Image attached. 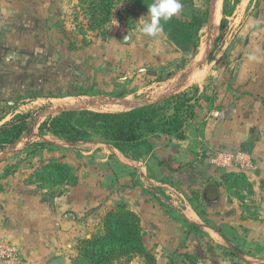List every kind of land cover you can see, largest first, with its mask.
<instances>
[{
	"label": "crops",
	"instance_id": "obj_1",
	"mask_svg": "<svg viewBox=\"0 0 264 264\" xmlns=\"http://www.w3.org/2000/svg\"><path fill=\"white\" fill-rule=\"evenodd\" d=\"M72 1L0 0V104L47 89L53 78L58 92L50 89L41 94L43 98L62 99L57 97L60 92L74 97L68 88L83 86L86 81L79 78L89 69L94 72L95 96L102 95L110 46L104 43L99 51L94 42L70 48L58 26ZM223 1L220 19H216L220 8L212 3L209 25L221 22ZM225 17L230 19L229 31L213 61L221 64L210 66L206 77L199 71L203 80L196 82L200 93L208 95V79L213 76L212 94L200 97V109L185 126L184 138L153 134L139 154L110 144L73 145L62 140L52 146L63 147L62 153L48 160L45 154L41 160V152L49 150L39 148L38 165L62 161L76 177L52 188L4 169L32 135L26 138L24 132L0 150V240L20 248L23 264H48L68 251L75 254L79 241L97 233L104 215L119 207L139 215L144 244L157 264L170 258L176 264H264V0L240 1ZM158 36L165 39L162 31ZM96 53L102 59L95 60ZM63 58L70 65L61 71ZM175 88L157 89L149 100L136 98L140 91L117 99L136 98L125 109L129 110L161 101ZM210 149L246 151L257 168L249 172L215 168L208 161ZM162 190L170 198H162Z\"/></svg>",
	"mask_w": 264,
	"mask_h": 264
},
{
	"label": "rangeland",
	"instance_id": "obj_2",
	"mask_svg": "<svg viewBox=\"0 0 264 264\" xmlns=\"http://www.w3.org/2000/svg\"><path fill=\"white\" fill-rule=\"evenodd\" d=\"M214 1L220 8L218 16L220 19L222 0H180L182 8L174 16L192 24L193 32L197 34L199 41L197 54L189 57L167 38L163 30L161 31L165 39L158 35L145 39L138 34L137 30L141 31V23L149 19L147 14L148 3L145 0H73L70 6L65 8L63 12L61 24L58 26L59 31L62 32L70 48H76L82 44L89 45L95 42L96 48H99V51H101L104 43L109 44L110 52L105 54V56L111 57L110 64H106L107 68L104 69L106 87L103 92L100 91L101 96H95L98 90L93 91L95 80H91V78L94 72L92 69H89L87 74H83V78H81L86 81L83 86L76 89L72 87L68 88L74 97L66 98L68 94L60 92L64 94H58L59 96L57 97H61L62 99L43 98L41 94L46 95L47 93L58 92L54 87L55 80L53 78L52 83L47 89L32 91L26 95L20 94L13 99H9V102L8 100H2L5 104H0V128L4 124L11 125L12 121L19 123L20 116H23L26 119L28 127V131L24 135L26 138L29 137L28 135H32L26 144L23 143V149L15 155V159H9L11 163L4 165V169L8 173H24V175H29V178H31L30 176L33 172L45 165L44 163L38 165V161H36L38 155L35 154H38L39 148L43 149L46 147L49 150L47 153L41 152V160L45 158V154L46 160H48L51 156L54 157L55 153H62L61 149L63 147L54 149L52 146H55L62 140L64 142L66 140L58 135H54L51 132L52 127L44 125V122L49 121L54 116H59L62 111H80L81 109L109 112L123 111L131 107L136 102L137 97L149 100L157 89H172V86L180 88L178 91L175 88L174 94H169L165 97L166 99L160 103L157 113L162 119L166 117L171 118L178 109L179 114L186 119L185 128L200 109L198 103L200 97L207 99L212 94L211 78L213 76L210 77V80L208 79L210 91L208 95H205L204 92L200 93V87L196 84V82L203 80V78H198V72L202 71L203 77H206L210 66L221 64V61H217L216 63L213 61L219 55L225 43L226 33L229 31L230 19H227L225 16L231 14L236 3L244 0H224L226 2V9L223 11L221 22H217L218 24L212 26L209 25V19L210 7ZM126 34H130L132 37V39L130 38L131 41H123ZM117 47L123 50L121 51ZM149 48H154L153 52ZM122 53L125 54V57L119 55ZM96 54L98 56L95 57V60L102 59L100 53ZM68 62V60L63 58V62L59 66L61 71L63 68L64 70L69 68L70 64ZM63 63L65 64L64 67H62ZM155 66H157V69H155ZM140 68L146 69V72L144 70L140 71ZM153 70L157 71V74L151 73ZM193 72L197 73V75L192 76ZM70 81L74 82V79H70ZM184 86L188 87L182 89L181 87ZM128 91H140L141 93L136 98L128 96L126 100L122 97H118L119 99H117L118 95ZM81 94H86V96L78 97ZM172 95L174 96L171 99ZM158 133L168 135L162 132L154 134ZM0 134V138H4V134L2 132ZM151 135L153 134L148 133L144 139L145 143L139 146H126L125 149L128 152L141 153L142 146L146 144L147 138ZM96 136L97 133L91 130L86 140L73 145L86 142H99L96 140L98 138ZM51 140H53L52 143L50 142ZM81 149L83 150V147L78 148L77 152L79 153ZM76 157L78 156H75L74 160ZM165 191H159L162 198H167L168 196L165 195ZM168 198L170 197L168 196ZM77 254L78 250L75 254L70 251L66 252L64 255L68 257L67 264H75ZM154 261V264H157L155 257ZM117 264L151 263L147 259L136 255L130 260L124 259ZM163 264H176V261L170 258V260H167Z\"/></svg>",
	"mask_w": 264,
	"mask_h": 264
},
{
	"label": "trees",
	"instance_id": "obj_3",
	"mask_svg": "<svg viewBox=\"0 0 264 264\" xmlns=\"http://www.w3.org/2000/svg\"><path fill=\"white\" fill-rule=\"evenodd\" d=\"M145 1L148 5L153 3V0ZM161 23L167 38L187 56L193 57L197 54L199 41L197 34L193 32L192 24L176 16ZM79 80L83 81L81 78ZM164 99L124 111L65 110L59 116L50 118V122H44V125L52 127L51 132L54 135L64 138L70 144L86 140L90 131L94 130L98 137L96 140L120 149L145 143L144 139L148 133L162 132L169 136L184 138L186 119L179 114L178 109L171 118L159 117L158 107ZM18 122L12 121L11 125L4 124L0 128V133L4 134V138H0V150L15 143L28 131L25 117L20 116ZM30 177L31 183L43 188L76 180L71 166L57 160H51L41 166ZM77 250L75 264H117L136 255L147 259L151 264L155 262L154 256L144 244V232L139 215L125 207L108 211L103 217L99 231L90 238L80 240Z\"/></svg>",
	"mask_w": 264,
	"mask_h": 264
},
{
	"label": "built area",
	"instance_id": "obj_4",
	"mask_svg": "<svg viewBox=\"0 0 264 264\" xmlns=\"http://www.w3.org/2000/svg\"><path fill=\"white\" fill-rule=\"evenodd\" d=\"M3 17V10L0 4V22ZM208 161L215 168L237 170L240 172H249L257 168L256 161L246 151H222L209 150ZM176 193L175 188L165 186ZM23 258L20 248L8 241L0 240V264H23Z\"/></svg>",
	"mask_w": 264,
	"mask_h": 264
},
{
	"label": "clouds",
	"instance_id": "obj_5",
	"mask_svg": "<svg viewBox=\"0 0 264 264\" xmlns=\"http://www.w3.org/2000/svg\"><path fill=\"white\" fill-rule=\"evenodd\" d=\"M181 8L180 0H153V3L148 5L149 19L141 24V32L145 36H157L162 30L161 21L171 20Z\"/></svg>",
	"mask_w": 264,
	"mask_h": 264
},
{
	"label": "water",
	"instance_id": "obj_6",
	"mask_svg": "<svg viewBox=\"0 0 264 264\" xmlns=\"http://www.w3.org/2000/svg\"><path fill=\"white\" fill-rule=\"evenodd\" d=\"M130 38H131L130 34H126L123 38V41L129 42ZM67 263H68V260L65 256H57L48 262V264H67Z\"/></svg>",
	"mask_w": 264,
	"mask_h": 264
},
{
	"label": "bare ground",
	"instance_id": "obj_7",
	"mask_svg": "<svg viewBox=\"0 0 264 264\" xmlns=\"http://www.w3.org/2000/svg\"><path fill=\"white\" fill-rule=\"evenodd\" d=\"M216 19H218V15H216ZM206 48V47H205ZM202 50H203V48H202ZM205 53V52H204Z\"/></svg>",
	"mask_w": 264,
	"mask_h": 264
}]
</instances>
